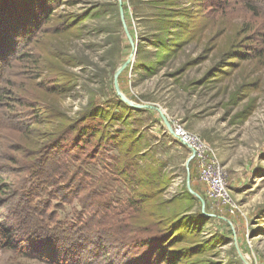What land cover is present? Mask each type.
<instances>
[{"label": "rangeland", "instance_id": "rangeland-1", "mask_svg": "<svg viewBox=\"0 0 264 264\" xmlns=\"http://www.w3.org/2000/svg\"><path fill=\"white\" fill-rule=\"evenodd\" d=\"M107 3L114 11L92 20L99 16L94 8ZM54 4L0 0V188L9 185L0 225H19L16 214L26 210L24 195L33 189L34 203L48 207L56 221L72 223L86 214L97 229L112 231L97 250V264H163L161 244L177 254L168 257L174 264H247L240 251L250 264H264V0ZM132 53V64L119 76L121 90L135 104L162 109L172 128L201 139L223 168L229 204L207 196L196 152L169 132L156 110L130 107L116 94L115 72ZM52 66L62 73L51 72ZM56 86L69 92L45 90ZM41 98L71 120L96 110L99 132L90 137L97 130L87 121L78 128L92 130L77 137L68 120L48 118L38 107ZM58 134L67 141L58 144ZM44 148H61L68 156L80 148V158L92 167L83 171L94 183L110 184L89 188L108 197V206L95 197L78 201L62 181L38 186L27 164ZM82 175L68 177L79 181ZM188 175L206 215L187 189ZM146 228L163 231L162 240L153 244ZM130 237L135 239L127 243ZM1 246L0 264H48ZM21 246L24 252L27 246Z\"/></svg>", "mask_w": 264, "mask_h": 264}, {"label": "trees", "instance_id": "trees-1", "mask_svg": "<svg viewBox=\"0 0 264 264\" xmlns=\"http://www.w3.org/2000/svg\"><path fill=\"white\" fill-rule=\"evenodd\" d=\"M45 1L48 3V5L54 6V3L59 0ZM110 8L114 11L113 5L111 3L94 8V10H98L99 16H97V18L92 17L94 18L92 20H103L108 14L107 9ZM84 27L85 26H82L81 29L84 30ZM69 29L70 26L66 28L65 32H69ZM97 31L99 33L102 32V30L98 28ZM62 32H64V30H61V33ZM70 35L75 39L81 38V36L75 35L72 32H70ZM58 59L60 58L58 57ZM44 63L47 64L48 61L45 59ZM50 69L51 72L54 71L56 73H62V70L58 66H52ZM43 89L44 88L42 87V90ZM45 90H50L54 92V94L61 96H63V93L69 92L67 88L59 86L47 88ZM38 107L43 108L45 112L48 113L49 119L58 121H64V119H66L71 122L69 131L75 133L77 137L83 136V134L85 135L86 130L91 131L94 128L97 131L95 132L93 130L94 132H92L93 134L91 133L90 137H95L96 133L100 130L96 127L95 123L100 122L98 119H100L102 115H95L94 113L96 110H93L92 108L87 110L84 114H81L79 119L71 120L70 118H67L66 115L62 113L56 105L52 104L46 99L41 98L40 105H38ZM38 112L40 113L41 110ZM87 121L92 124V129L91 126L78 128L80 124ZM56 138L58 139L56 141L58 144L67 141L62 134H58ZM79 149L80 148H73L72 152L74 155L68 156L67 152L64 153L61 148H44L42 153L39 151L36 155H32L30 157L32 159L36 156L33 160L29 161V164H27V171H31V175L35 173L33 179L36 178L38 181V186L44 185L45 187L50 188L54 187L56 182L62 181L67 185H71L78 193V195H76V199L78 201L83 199H92L95 197L99 201L97 202L98 204H103L101 207L108 206V197L92 193L89 191V188L100 185L101 182L103 183L101 186L109 188L110 184L107 185L103 179H99L97 183H94L92 179L93 177L88 176L89 174H86L85 171H83L84 168L87 171H92V167L89 166V163L87 164L85 160L80 158ZM81 153L84 154V152ZM73 163H77V165H74ZM126 165L127 166L124 167L127 169L129 165ZM68 170L70 173H68ZM30 173H28V175H30ZM82 173V178L79 181L70 179L68 177L69 175L79 176ZM8 186L9 185L4 184V186L0 188V201H2V195L6 196L9 194ZM32 191L34 190H28L24 195V197L28 200V202L24 203V205H26V210L16 214L20 220L19 225H0V241L2 242L1 248L19 251L26 257L37 259L48 264H97L96 259L99 255L97 250H102V246L106 242L104 236L106 234L109 235L112 231H109L107 227L105 228L103 225L100 227V229H97V221H95L92 216H87L86 214L76 217L72 223L58 222L55 220L53 215L47 213L48 207L41 203H34L35 197ZM83 192H85L84 195H86V197H81ZM186 193L187 190L185 194ZM0 204L5 205L6 202L2 201ZM32 207H34L33 210H30L29 208ZM128 207L130 210H134L136 206L133 202L129 201ZM85 209L88 210V207L86 206ZM129 217H131V220L135 221V223L139 226H144V222L138 221L139 217L132 215H129ZM162 219L165 220V218ZM99 221H101V219ZM103 228L105 229L103 230ZM149 231V228H146L145 232L148 233V237H150L149 239L154 241L152 242L153 244H157L162 240L163 231ZM134 239L135 237H130L127 243L132 242ZM22 243L27 246L24 252L22 250L25 248L21 246ZM159 249H162L160 253L163 259V264H174V258L168 259V257L171 255H173V257H177V254L169 252V250L164 248L162 244L158 250ZM92 257L95 259H92Z\"/></svg>", "mask_w": 264, "mask_h": 264}, {"label": "built area", "instance_id": "built-area-1", "mask_svg": "<svg viewBox=\"0 0 264 264\" xmlns=\"http://www.w3.org/2000/svg\"><path fill=\"white\" fill-rule=\"evenodd\" d=\"M174 136L196 152L200 181L207 196L224 204L230 203L229 185L223 168L217 163L212 151L197 136L190 135L181 126L173 128Z\"/></svg>", "mask_w": 264, "mask_h": 264}, {"label": "water", "instance_id": "water-1", "mask_svg": "<svg viewBox=\"0 0 264 264\" xmlns=\"http://www.w3.org/2000/svg\"><path fill=\"white\" fill-rule=\"evenodd\" d=\"M120 17L122 19V24H123V27H124V30H125V33L128 37V39L130 40L133 48H135V44H134V41L132 39V37L130 36V32L128 30V27L126 25V22H125V18H124V10L122 8V3L120 2ZM132 58H133V53L132 55L130 56V58L124 63L122 64L115 72V75H114V88H115V92L116 94L118 95L119 98H121V100L126 103L127 105H129L130 107H133V108H136V109H148V110H156L161 118L163 119L165 125L167 126L169 132L174 135V132H173V128L171 126V124L169 123L168 119L166 118L164 112L162 109L156 107V106H153V105H139V104H135L134 102H132L125 94L124 92L121 90L120 88V84H119V76L121 75V73L127 68L129 67L131 64H132ZM195 157V152L192 151V155L191 157L189 158V161L187 163V167L189 168V165H190V162L194 159ZM189 176V175H188ZM187 189L189 190V192H191L192 194H194L196 197H198V199L202 202L203 204V214L206 215L204 209H205V202L203 201V199L198 195L196 194L193 190H192V187H191V182H190V176L188 177V181H187ZM230 223V221H229ZM231 224V223H230ZM232 228L234 229L233 225L231 224ZM235 240H236V237H235ZM240 251V250H239ZM240 255L241 257L243 258V260L247 263V264H250L245 258L244 256L242 255L241 251H240Z\"/></svg>", "mask_w": 264, "mask_h": 264}]
</instances>
